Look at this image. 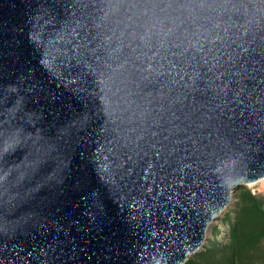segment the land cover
<instances>
[{"label":"water","instance_id":"95a60500","mask_svg":"<svg viewBox=\"0 0 264 264\" xmlns=\"http://www.w3.org/2000/svg\"><path fill=\"white\" fill-rule=\"evenodd\" d=\"M264 179V0H0V264H184Z\"/></svg>","mask_w":264,"mask_h":264},{"label":"trees","instance_id":"16d2710c","mask_svg":"<svg viewBox=\"0 0 264 264\" xmlns=\"http://www.w3.org/2000/svg\"><path fill=\"white\" fill-rule=\"evenodd\" d=\"M263 245L264 206L249 189H240L227 241L212 242L184 264H264L257 260Z\"/></svg>","mask_w":264,"mask_h":264},{"label":"rangeland","instance_id":"374dc122","mask_svg":"<svg viewBox=\"0 0 264 264\" xmlns=\"http://www.w3.org/2000/svg\"><path fill=\"white\" fill-rule=\"evenodd\" d=\"M240 189L241 190L249 189L258 199L259 203L262 206H264V180L257 182L255 185H245V186H241V188L235 189L233 191V196H232V199L228 207L221 214V216L217 220H215V222L212 224V226L208 230L204 244L199 251L203 250L205 246L211 244L214 241H218L219 243H224L227 241V233L229 229V224L234 216L235 203L237 200V194L240 191ZM257 256H258V259H257L258 261L264 260V245L258 251Z\"/></svg>","mask_w":264,"mask_h":264},{"label":"bare ground","instance_id":"6f19581e","mask_svg":"<svg viewBox=\"0 0 264 264\" xmlns=\"http://www.w3.org/2000/svg\"><path fill=\"white\" fill-rule=\"evenodd\" d=\"M264 180V179H263ZM259 182V181H258Z\"/></svg>","mask_w":264,"mask_h":264}]
</instances>
